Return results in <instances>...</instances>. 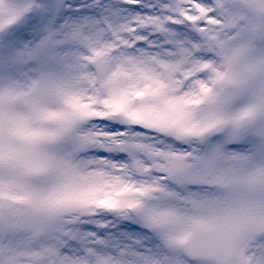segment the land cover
I'll list each match as a JSON object with an SVG mask.
<instances>
[{"label": "snow or ice", "instance_id": "snow-or-ice-1", "mask_svg": "<svg viewBox=\"0 0 264 264\" xmlns=\"http://www.w3.org/2000/svg\"><path fill=\"white\" fill-rule=\"evenodd\" d=\"M0 264H264V0H0Z\"/></svg>", "mask_w": 264, "mask_h": 264}]
</instances>
